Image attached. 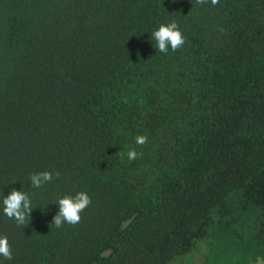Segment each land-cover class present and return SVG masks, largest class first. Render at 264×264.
Listing matches in <instances>:
<instances>
[{"label": "trees", "instance_id": "1", "mask_svg": "<svg viewBox=\"0 0 264 264\" xmlns=\"http://www.w3.org/2000/svg\"><path fill=\"white\" fill-rule=\"evenodd\" d=\"M173 19L186 43L163 54ZM43 170L60 176L33 188ZM13 188L33 209L17 226L0 204V264L264 260V0H0V200ZM79 191L91 206L57 228Z\"/></svg>", "mask_w": 264, "mask_h": 264}, {"label": "clouds", "instance_id": "2", "mask_svg": "<svg viewBox=\"0 0 264 264\" xmlns=\"http://www.w3.org/2000/svg\"><path fill=\"white\" fill-rule=\"evenodd\" d=\"M197 5L210 3L216 6L220 0H195ZM158 50L163 54H168L169 50L176 52L184 47L186 37L179 27L176 20L167 23H161L157 29L152 32ZM148 143L146 135H138L135 138V144L143 146ZM127 156L129 161L137 159L142 153H138L135 147L129 148L121 156ZM59 171L43 170L33 173L30 176V182L33 188L40 189L46 184H50L54 179L59 178ZM59 210L53 217L52 223L57 228H62L65 224L77 225L80 223L81 214L92 204V198L86 191H79L75 195H64L57 201ZM2 204L3 215L16 223L17 226H26L30 220V214L33 209V202L29 193L12 189L10 194L0 200ZM0 257L5 260L13 259V249L7 235H0Z\"/></svg>", "mask_w": 264, "mask_h": 264}, {"label": "flooded vegetation", "instance_id": "3", "mask_svg": "<svg viewBox=\"0 0 264 264\" xmlns=\"http://www.w3.org/2000/svg\"><path fill=\"white\" fill-rule=\"evenodd\" d=\"M262 262H264V260L256 261V262L251 263V264H262Z\"/></svg>", "mask_w": 264, "mask_h": 264}, {"label": "rangeland", "instance_id": "4", "mask_svg": "<svg viewBox=\"0 0 264 264\" xmlns=\"http://www.w3.org/2000/svg\"><path fill=\"white\" fill-rule=\"evenodd\" d=\"M262 264H264V262H262Z\"/></svg>", "mask_w": 264, "mask_h": 264}]
</instances>
